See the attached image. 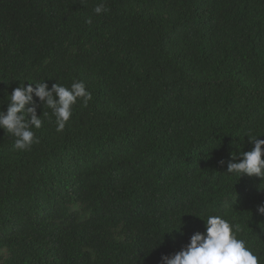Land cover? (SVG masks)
I'll return each instance as SVG.
<instances>
[{
	"label": "trees",
	"instance_id": "1",
	"mask_svg": "<svg viewBox=\"0 0 264 264\" xmlns=\"http://www.w3.org/2000/svg\"><path fill=\"white\" fill-rule=\"evenodd\" d=\"M74 81L64 131L36 97L38 144L0 129V264H162L209 215L264 264V180L227 174L264 139V0H0V111Z\"/></svg>",
	"mask_w": 264,
	"mask_h": 264
},
{
	"label": "clouds",
	"instance_id": "2",
	"mask_svg": "<svg viewBox=\"0 0 264 264\" xmlns=\"http://www.w3.org/2000/svg\"><path fill=\"white\" fill-rule=\"evenodd\" d=\"M93 11L102 14L108 9L101 2ZM34 97L52 110L57 132L64 131L78 101L86 107L93 99L82 81H74L70 87L56 83L51 89L46 82H29L27 86L21 82L7 98V111H0V129L15 137L13 147L17 150H29L40 142L32 129H40L43 124L41 117L48 116V113L44 111L42 116L37 115L38 105ZM247 137L254 147L250 151L233 153L227 174L264 180V139H258L250 132ZM256 211L264 217V204L258 205ZM204 221L205 232L193 234L183 250L163 256L162 264H259L260 258L246 246L245 240L238 238L241 230L238 224L234 225L218 215H209Z\"/></svg>",
	"mask_w": 264,
	"mask_h": 264
}]
</instances>
